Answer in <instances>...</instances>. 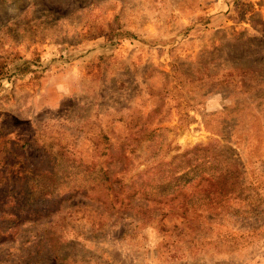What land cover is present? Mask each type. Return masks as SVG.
<instances>
[{"label": "rangeland", "instance_id": "rangeland-1", "mask_svg": "<svg viewBox=\"0 0 264 264\" xmlns=\"http://www.w3.org/2000/svg\"><path fill=\"white\" fill-rule=\"evenodd\" d=\"M0 264H264V0H0Z\"/></svg>", "mask_w": 264, "mask_h": 264}, {"label": "trees", "instance_id": "trees-1", "mask_svg": "<svg viewBox=\"0 0 264 264\" xmlns=\"http://www.w3.org/2000/svg\"><path fill=\"white\" fill-rule=\"evenodd\" d=\"M188 174V173H187Z\"/></svg>", "mask_w": 264, "mask_h": 264}]
</instances>
